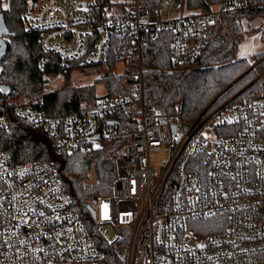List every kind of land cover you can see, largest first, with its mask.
I'll return each mask as SVG.
<instances>
[{
    "label": "built area",
    "instance_id": "built-area-1",
    "mask_svg": "<svg viewBox=\"0 0 264 264\" xmlns=\"http://www.w3.org/2000/svg\"><path fill=\"white\" fill-rule=\"evenodd\" d=\"M180 1L165 5L172 11ZM101 2L29 0L25 27L58 66L42 70L45 89H56L68 68L113 54L124 71L136 70L131 90L61 116L26 96L9 100L0 104L11 112L0 113V129L13 116L41 128L57 154L113 149L111 192L95 197L88 221L53 162L15 161L0 149V264H264V93L194 117L180 101L168 113L147 108L142 34L172 30L170 58L183 62L204 45L203 15L162 18L151 0ZM158 150L155 167L150 153Z\"/></svg>",
    "mask_w": 264,
    "mask_h": 264
},
{
    "label": "trees",
    "instance_id": "trees-1",
    "mask_svg": "<svg viewBox=\"0 0 264 264\" xmlns=\"http://www.w3.org/2000/svg\"><path fill=\"white\" fill-rule=\"evenodd\" d=\"M101 1L100 4L108 0ZM151 1L156 4L158 0ZM28 6L29 0H6L3 6L0 0V30L6 42L0 61V83L9 86L11 91L8 97L0 93V98L30 96V102L48 115L80 113L95 102L98 95L94 93V85L43 90L42 70L54 72L58 66L51 63L56 59L55 54L42 48L38 31L25 27ZM178 6L187 13L203 15L205 42L194 58L177 62L170 58L172 30L160 28L142 34L141 77L145 106L168 113L180 101L184 116L193 117L216 103L241 101L264 93V51L253 54L252 61L234 58L246 26L258 30L264 40V0H181ZM252 21H256V25L251 24ZM41 58L46 59L43 66ZM105 64L110 69L101 79L107 94L128 93L136 70L130 67L121 73L113 72V54ZM3 112L11 113L7 109L0 111ZM9 118L12 119L10 129H0V149L7 150L15 161L53 162L73 207L90 221L92 198L111 192L115 151L107 148L57 154L54 140L41 128L18 117ZM91 170L93 181L89 176Z\"/></svg>",
    "mask_w": 264,
    "mask_h": 264
},
{
    "label": "rangeland",
    "instance_id": "rangeland-1",
    "mask_svg": "<svg viewBox=\"0 0 264 264\" xmlns=\"http://www.w3.org/2000/svg\"><path fill=\"white\" fill-rule=\"evenodd\" d=\"M113 2H121L124 0H110ZM166 0H160L159 3V16L160 17H167L172 15V13H177V10L179 11H185L186 9H182L181 7L178 9L173 7V10L170 11V8H168L165 5ZM6 3V0H1V5L3 6ZM30 3H32V0H30ZM213 9H216V6H213ZM186 12V11H185ZM251 24L256 25V21H252ZM264 51V40L260 38L259 31L254 30L253 27L250 25L249 27L246 26V31L244 33V37L241 40V42L238 44V47L235 51V57L234 58H246L249 61H252L253 54L259 53ZM133 68V67H131ZM110 69V68H108ZM107 64H98V65H91V66H77L74 68H70V70L63 76L62 80H60L59 83L55 85L54 90L60 89L64 86H92L94 85V93L95 95H101V94H107L105 90V86L102 83V75H104L107 71ZM123 72L124 69L122 65L115 62V65L113 67V72ZM53 73V72H49ZM67 74V75H66ZM43 82V90L48 91L45 89L44 81ZM11 92V91H10ZM9 92V93H10ZM8 93V96H9ZM7 96V95H6ZM7 96V97H8ZM23 96L26 95H19L16 97H10V98H0V104H4L9 100L15 101V105L20 102ZM30 97V96H26ZM86 102V101H85ZM85 104V103H83ZM11 114V113H8ZM198 115V114H197ZM194 117V116H193ZM164 153L161 150L151 152L150 153V162L153 166L157 167L159 161L163 158ZM89 176L91 177V181L94 180L93 178V171H89Z\"/></svg>",
    "mask_w": 264,
    "mask_h": 264
},
{
    "label": "water",
    "instance_id": "water-1",
    "mask_svg": "<svg viewBox=\"0 0 264 264\" xmlns=\"http://www.w3.org/2000/svg\"><path fill=\"white\" fill-rule=\"evenodd\" d=\"M5 50H6V42L2 38V31L0 30V61H1V58H2ZM1 72H2V66L0 65V74H1ZM9 92H10L9 86L0 83V93L2 95H8ZM92 201H95V198H92Z\"/></svg>",
    "mask_w": 264,
    "mask_h": 264
},
{
    "label": "crops",
    "instance_id": "crops-1",
    "mask_svg": "<svg viewBox=\"0 0 264 264\" xmlns=\"http://www.w3.org/2000/svg\"><path fill=\"white\" fill-rule=\"evenodd\" d=\"M157 2H158V4H159V3H160V0H158ZM183 12H185V11H183ZM172 14H174V13H172Z\"/></svg>",
    "mask_w": 264,
    "mask_h": 264
}]
</instances>
